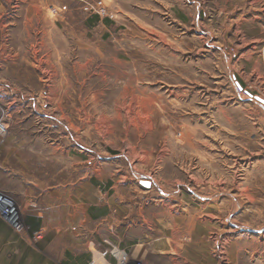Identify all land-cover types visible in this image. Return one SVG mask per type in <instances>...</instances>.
<instances>
[{"label":"rangeland","instance_id":"374dc122","mask_svg":"<svg viewBox=\"0 0 264 264\" xmlns=\"http://www.w3.org/2000/svg\"><path fill=\"white\" fill-rule=\"evenodd\" d=\"M259 100L264 0H0V264H264Z\"/></svg>","mask_w":264,"mask_h":264},{"label":"built area","instance_id":"2783aa9c","mask_svg":"<svg viewBox=\"0 0 264 264\" xmlns=\"http://www.w3.org/2000/svg\"><path fill=\"white\" fill-rule=\"evenodd\" d=\"M3 198V197H2ZM0 197V210L1 215L9 222V224L14 228L15 232L17 234H26L27 232L30 234L29 227L21 220V212L20 209L17 207H14L11 201H8L6 199H2ZM12 214L14 215L13 219H11ZM37 232H33L32 235H36ZM39 236H35L34 240H37ZM116 264H129L126 262L125 259H122L121 261H117ZM134 264V263H133Z\"/></svg>","mask_w":264,"mask_h":264},{"label":"crops","instance_id":"0c3cea01","mask_svg":"<svg viewBox=\"0 0 264 264\" xmlns=\"http://www.w3.org/2000/svg\"><path fill=\"white\" fill-rule=\"evenodd\" d=\"M20 152V151H19ZM20 155H22L23 156V154L20 152L19 153ZM21 156V157H22ZM20 157V156H19ZM19 160L21 161V159L19 158ZM61 192V191H60ZM58 190H56L55 189V192H54V190L52 191V192H50L49 194H50V196L48 197V202L51 204V206L50 207H48L49 209H48V213L50 212V214L51 215H53L54 213H59V212H62L64 209L62 208V206L63 205H61L60 204V202H62V199H63V196H66V195H64V194H62L63 192H61L60 193ZM48 194V195H49ZM77 200H78V197L76 198ZM59 201V202H58ZM58 204V206L57 207H54L55 205H57ZM65 204H66V206H67V204H68V200L65 202ZM66 211H68V210H66L65 209V215H66V217H69L68 216V214H66L67 212ZM73 211V210H72ZM79 212V210H76V213H78ZM51 217V216H50ZM62 217V216H61ZM76 219L78 220V223H77V226L78 225H80V223H79V219H78V216L76 217ZM66 224L64 223V219H62V218H60L59 219V221L57 220L56 222H52V220H49L48 221V227H53L54 229H55V232L56 233H58V231L60 230V228H61V230H62V228H63V226H65ZM58 227H59V229H58ZM61 233H62V231H61ZM68 256V258L70 257V255H67ZM85 264V263H84Z\"/></svg>","mask_w":264,"mask_h":264},{"label":"bare ground","instance_id":"6f19581e","mask_svg":"<svg viewBox=\"0 0 264 264\" xmlns=\"http://www.w3.org/2000/svg\"><path fill=\"white\" fill-rule=\"evenodd\" d=\"M261 103H264L263 101L259 100ZM8 121L1 116L0 117V138H4L7 136V132H8ZM145 183V182H143ZM142 184V183H141ZM148 189V188H147Z\"/></svg>","mask_w":264,"mask_h":264},{"label":"trees","instance_id":"16d2710c","mask_svg":"<svg viewBox=\"0 0 264 264\" xmlns=\"http://www.w3.org/2000/svg\"><path fill=\"white\" fill-rule=\"evenodd\" d=\"M27 226L30 227V233L37 232L36 230L38 229V226L34 225L31 220H29L27 223Z\"/></svg>","mask_w":264,"mask_h":264},{"label":"water","instance_id":"95a60500","mask_svg":"<svg viewBox=\"0 0 264 264\" xmlns=\"http://www.w3.org/2000/svg\"><path fill=\"white\" fill-rule=\"evenodd\" d=\"M142 186L144 188H148L149 189L151 187V184L149 182H145V183L142 182Z\"/></svg>","mask_w":264,"mask_h":264}]
</instances>
